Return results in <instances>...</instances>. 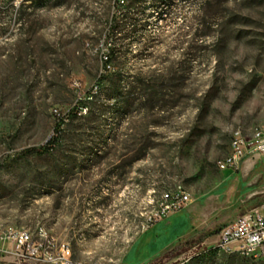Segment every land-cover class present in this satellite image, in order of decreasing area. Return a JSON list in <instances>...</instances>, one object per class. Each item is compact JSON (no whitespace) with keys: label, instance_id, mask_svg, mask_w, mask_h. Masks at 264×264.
Wrapping results in <instances>:
<instances>
[{"label":"rangeland","instance_id":"1","mask_svg":"<svg viewBox=\"0 0 264 264\" xmlns=\"http://www.w3.org/2000/svg\"><path fill=\"white\" fill-rule=\"evenodd\" d=\"M260 127L264 0H0V236L39 249L0 264H264L215 248L264 217V156L217 168Z\"/></svg>","mask_w":264,"mask_h":264},{"label":"built area","instance_id":"2","mask_svg":"<svg viewBox=\"0 0 264 264\" xmlns=\"http://www.w3.org/2000/svg\"><path fill=\"white\" fill-rule=\"evenodd\" d=\"M74 86L77 87V84L74 83ZM256 131V142L241 140V136L240 139H231V157L228 158V162L217 164L220 165V172H235L250 159L264 156V127ZM162 198H169V205L161 206L157 217L147 223L150 226L183 211L192 201L190 194L186 193L180 185L172 191L164 192ZM8 241L14 244L15 250L12 254L18 258L23 259L38 254L39 249L34 247L31 236L27 232L2 234L0 253H11L5 246ZM216 243H221L225 253L226 249H234L235 245H243L250 255L264 259V217L258 213L241 215L231 224L220 229Z\"/></svg>","mask_w":264,"mask_h":264},{"label":"bare ground","instance_id":"3","mask_svg":"<svg viewBox=\"0 0 264 264\" xmlns=\"http://www.w3.org/2000/svg\"><path fill=\"white\" fill-rule=\"evenodd\" d=\"M240 136H241V140H246L239 132H236L233 135L232 139H240ZM256 141H257V131H254V133L251 135L250 139L247 140V142H256ZM229 157H231V142H230L228 154L223 159L218 161L217 164H220L222 162H228ZM217 168L220 171V165H217ZM167 205H169V198H162V196H161V203L159 205V210H160L161 206H167ZM157 215H158V213H157ZM215 248L218 251H220L224 254H228V255L233 254V253H239V254L241 253L245 256L257 258V256L250 255L249 251H245V246H243V245H235L234 249H226V253H225V251H223V246L221 245V243H218Z\"/></svg>","mask_w":264,"mask_h":264},{"label":"trees","instance_id":"4","mask_svg":"<svg viewBox=\"0 0 264 264\" xmlns=\"http://www.w3.org/2000/svg\"><path fill=\"white\" fill-rule=\"evenodd\" d=\"M59 127H60V124H57V128H59ZM53 144H54V141L51 140L45 146H41L39 148H31V149H27V150L23 151L22 155L26 156V155H29V154H32V153H35V154H38V155L45 154L46 152L49 151V149L52 147Z\"/></svg>","mask_w":264,"mask_h":264}]
</instances>
